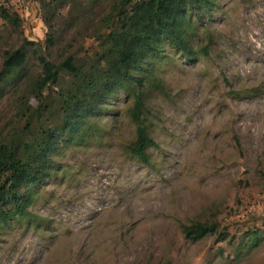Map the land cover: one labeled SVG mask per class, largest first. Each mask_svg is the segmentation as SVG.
<instances>
[{"label":"rangeland","instance_id":"rangeland-1","mask_svg":"<svg viewBox=\"0 0 264 264\" xmlns=\"http://www.w3.org/2000/svg\"><path fill=\"white\" fill-rule=\"evenodd\" d=\"M115 1L0 0L22 21V36L0 21V72L6 50L28 58L0 85V143L53 123L75 87L61 72L38 97V57L94 65ZM189 41L196 58L165 45L145 72L149 164L130 153L134 98L118 92L83 139L59 140L50 178L22 190L26 214L0 220V264H264V0H218ZM195 223L216 232L190 241L182 227Z\"/></svg>","mask_w":264,"mask_h":264},{"label":"trees","instance_id":"trees-1","mask_svg":"<svg viewBox=\"0 0 264 264\" xmlns=\"http://www.w3.org/2000/svg\"><path fill=\"white\" fill-rule=\"evenodd\" d=\"M218 0H116L113 2L112 23L103 51L94 65L86 68L69 58L61 66L38 57L42 76L37 81L38 97L49 85L57 84L61 72L73 80L74 91L66 90L59 96L60 111L52 115L53 123L29 138L22 135L10 142L0 143V220L7 225L24 216L28 207L26 190L38 186L50 178L53 171L51 158L59 140L64 142L83 139L94 117L102 112L104 105L118 92L127 91L134 98L130 111L137 127L136 139L129 150L142 163L149 164L147 150L155 147L142 119L145 104L144 80L147 70L162 61L165 48L171 46L186 59L196 58L190 44V36L197 20L212 15ZM43 7L62 9L69 0H41ZM0 21L22 36V21L18 14L0 2ZM51 30V26L49 27ZM27 43L28 48L34 46ZM51 45L52 39H48ZM27 48V49H28ZM38 46L37 52L42 51ZM206 55V50L202 53ZM26 48L6 50L0 72V85H13L24 74L27 63ZM146 69L144 70V66ZM24 188L25 191H22ZM190 241L215 234V227L195 223L182 227ZM260 238L257 237V242ZM257 244H255L256 246Z\"/></svg>","mask_w":264,"mask_h":264}]
</instances>
